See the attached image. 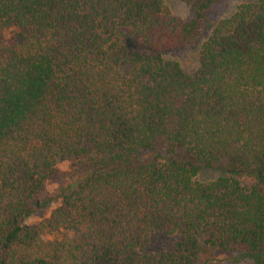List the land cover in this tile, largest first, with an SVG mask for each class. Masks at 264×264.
<instances>
[{
    "label": "trees",
    "instance_id": "1",
    "mask_svg": "<svg viewBox=\"0 0 264 264\" xmlns=\"http://www.w3.org/2000/svg\"><path fill=\"white\" fill-rule=\"evenodd\" d=\"M182 1L192 18L165 0H0V264H197L209 249L264 264V0L214 24L194 75L164 54L219 0ZM62 158L59 205L24 227ZM154 232L172 249L148 252Z\"/></svg>",
    "mask_w": 264,
    "mask_h": 264
},
{
    "label": "rangeland",
    "instance_id": "2",
    "mask_svg": "<svg viewBox=\"0 0 264 264\" xmlns=\"http://www.w3.org/2000/svg\"><path fill=\"white\" fill-rule=\"evenodd\" d=\"M250 1L252 0H219L211 5L201 20L200 36L197 41L189 46L164 54V58L177 62L184 72L194 75L198 69L199 47L207 39L214 24L219 19L229 16L239 4ZM165 2L175 16L181 19L193 17L191 9L182 0H165ZM1 40L4 43L21 42L22 37L14 27H6L1 30ZM149 157V154L142 153L139 161H146ZM72 172L70 159L62 158L57 161L53 173L43 181L41 189L35 195L36 209L23 220L24 227L36 225L42 219L47 218L59 205L61 187ZM220 174L221 172L217 167L203 168L195 179L199 182H209L216 179ZM172 245L173 237L161 232H154L147 245V251L158 254L161 251L171 250ZM197 264H256V262L252 257H233L229 253L209 249L200 252Z\"/></svg>",
    "mask_w": 264,
    "mask_h": 264
}]
</instances>
